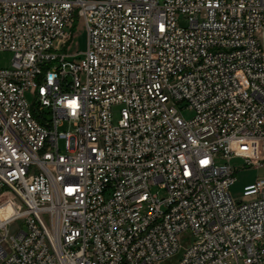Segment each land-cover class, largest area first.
Instances as JSON below:
<instances>
[{"label": "built area", "instance_id": "built-area-1", "mask_svg": "<svg viewBox=\"0 0 264 264\" xmlns=\"http://www.w3.org/2000/svg\"><path fill=\"white\" fill-rule=\"evenodd\" d=\"M0 52V264H264V179L230 194L264 167V0H0Z\"/></svg>", "mask_w": 264, "mask_h": 264}, {"label": "rangeland", "instance_id": "rangeland-1", "mask_svg": "<svg viewBox=\"0 0 264 264\" xmlns=\"http://www.w3.org/2000/svg\"><path fill=\"white\" fill-rule=\"evenodd\" d=\"M164 2V0H161ZM87 42H88V34L85 29L84 23L80 22L77 28V31L75 32V37L73 39L72 44H70L69 49L67 50L69 54L75 55L77 53H85L87 51ZM14 55L11 52H0V69H8L11 67L13 62ZM120 111L121 108H115L114 110V120L115 123H117L120 120ZM183 116L187 120H191L194 117V113L190 111H184ZM71 127L65 126L62 131H70ZM61 151H65V144L64 141H61L60 143ZM233 164L235 166H241L243 164L242 160H234ZM236 183L235 185L230 189V194L232 197L240 202L243 200L244 196V190L247 186H250L252 184H255L258 179H264V167L263 168H256V167H250L246 170H243L239 172L236 175ZM159 190L155 189L154 192H158ZM166 194L164 192H161V197H165ZM13 229L11 228V231Z\"/></svg>", "mask_w": 264, "mask_h": 264}]
</instances>
